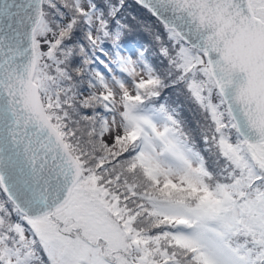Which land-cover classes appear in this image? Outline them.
Returning a JSON list of instances; mask_svg holds the SVG:
<instances>
[{
	"label": "snow or ice",
	"instance_id": "1",
	"mask_svg": "<svg viewBox=\"0 0 264 264\" xmlns=\"http://www.w3.org/2000/svg\"><path fill=\"white\" fill-rule=\"evenodd\" d=\"M134 2L0 0V264H264V0Z\"/></svg>",
	"mask_w": 264,
	"mask_h": 264
},
{
	"label": "trees",
	"instance_id": "2",
	"mask_svg": "<svg viewBox=\"0 0 264 264\" xmlns=\"http://www.w3.org/2000/svg\"><path fill=\"white\" fill-rule=\"evenodd\" d=\"M128 5L129 7L126 12V16L129 17L128 23L133 26V29L141 26L143 22H154V19L151 18L145 10L138 7L135 4L134 0H128ZM147 15L149 16L148 20L146 19ZM132 17H136V19H132ZM134 33V30L129 33V43L127 47L131 48L133 45H136L138 48L140 47V45H143L145 48L150 47L149 42L151 40V37L145 31L141 29L137 36H135ZM173 99H175V97H173ZM185 114L188 115L187 106L185 108Z\"/></svg>",
	"mask_w": 264,
	"mask_h": 264
},
{
	"label": "rangeland",
	"instance_id": "3",
	"mask_svg": "<svg viewBox=\"0 0 264 264\" xmlns=\"http://www.w3.org/2000/svg\"><path fill=\"white\" fill-rule=\"evenodd\" d=\"M146 19L148 20L149 19V16L147 15V17H146ZM149 23H154V22H149ZM142 25V24H141ZM142 29V27L141 26H139V27H136L135 29H134V35L135 36H137V34L139 33V31ZM133 34V33H132ZM131 48H133V49H138V47L136 46V45H133Z\"/></svg>",
	"mask_w": 264,
	"mask_h": 264
}]
</instances>
